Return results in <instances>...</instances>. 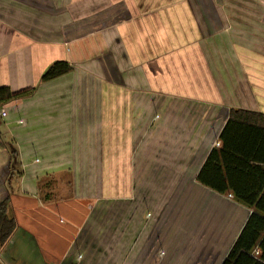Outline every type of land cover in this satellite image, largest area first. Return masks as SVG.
Instances as JSON below:
<instances>
[{
  "label": "crops",
  "instance_id": "1",
  "mask_svg": "<svg viewBox=\"0 0 264 264\" xmlns=\"http://www.w3.org/2000/svg\"><path fill=\"white\" fill-rule=\"evenodd\" d=\"M0 86L36 87L0 106V264H172L220 225L164 228L169 185L197 183L231 109L264 113V0H0Z\"/></svg>",
  "mask_w": 264,
  "mask_h": 264
},
{
  "label": "trees",
  "instance_id": "2",
  "mask_svg": "<svg viewBox=\"0 0 264 264\" xmlns=\"http://www.w3.org/2000/svg\"><path fill=\"white\" fill-rule=\"evenodd\" d=\"M72 70L69 61L56 60L42 74L40 82ZM35 88L12 92L8 86H0V106L32 94ZM219 140L220 146L210 150L196 180L214 192L231 194L249 210L247 220L221 264H264V113L231 109ZM11 155L14 158L16 151L12 150ZM9 207V197L0 202V250L18 227Z\"/></svg>",
  "mask_w": 264,
  "mask_h": 264
},
{
  "label": "rangeland",
  "instance_id": "3",
  "mask_svg": "<svg viewBox=\"0 0 264 264\" xmlns=\"http://www.w3.org/2000/svg\"><path fill=\"white\" fill-rule=\"evenodd\" d=\"M158 117H156L155 120H157ZM3 122V120H0ZM4 133V140L7 142H10L11 144H15L12 137L5 131ZM7 135V136H6ZM57 183V181H56ZM175 188V189H174ZM202 186H200V183H181L178 185L171 184L169 185V194L173 193V197L169 200V204L166 205L165 213L166 216L161 214L159 217V222L162 223L164 228H170L174 229V225L178 227H190V228H196L200 227L204 224L206 225H214V223L219 224L220 226L215 231H211L209 235H212L210 241L205 242L203 244V247H195V245H190V247H186V245H183L180 241L179 244L175 247L174 246V254L176 257L173 259L172 264H200L202 261L197 262L198 256L200 254L202 256H205L208 251H212L213 254L211 255V258L213 261H220L223 258L226 257V254L228 253L229 244H232L233 236L238 233L240 230L242 224L239 222V220H235L233 222L232 227H227V225L231 224V220H227L228 216H225L224 214H228L229 206L235 207L234 212L236 213V207H240L241 210L244 213L248 214V210L244 209L242 206L238 204L233 198L229 196V194L222 196L224 201L220 200L219 198L213 199L210 201V204L212 205L213 209L206 210L205 201L200 202V199L202 195L204 196V192L201 194ZM156 192H160V189L154 190V197H156ZM176 197V199H174ZM220 197V195H219ZM168 203V201H167ZM123 210L127 211L130 207V203L122 204ZM228 205V207H226ZM113 205L111 204L109 207V211H113ZM162 206V205H161ZM152 209V206H150ZM199 210V213L197 212ZM153 210H151L152 212ZM147 212H150L148 209ZM150 212V213H151ZM108 212H106L107 215ZM147 214V217L149 218L151 214ZM157 214L154 215V221ZM169 216V217H168ZM107 217V216H106ZM105 217V219H106ZM209 218V219H207ZM103 220V219H102ZM220 220L222 223L226 224H220ZM243 221V218H242ZM106 224L112 223V212L109 214V218L105 221ZM189 230V228H188ZM112 233H109L107 231L106 237L112 236ZM157 235H160L159 232H157ZM170 241L173 240V237L170 235H167ZM94 238V236H93ZM235 238V237H234ZM158 243L161 242V240L157 241ZM207 243V244H206ZM151 245V244H150ZM189 246V245H187ZM150 247V246H149ZM163 250V249H162ZM202 258V257H201ZM206 262V259L203 260V264ZM207 264V263H205Z\"/></svg>",
  "mask_w": 264,
  "mask_h": 264
},
{
  "label": "built area",
  "instance_id": "4",
  "mask_svg": "<svg viewBox=\"0 0 264 264\" xmlns=\"http://www.w3.org/2000/svg\"><path fill=\"white\" fill-rule=\"evenodd\" d=\"M2 114H3V116L6 115L5 112H3ZM216 146H220V141H218V142L216 143ZM229 196H230L231 198H233L231 194H229Z\"/></svg>",
  "mask_w": 264,
  "mask_h": 264
}]
</instances>
